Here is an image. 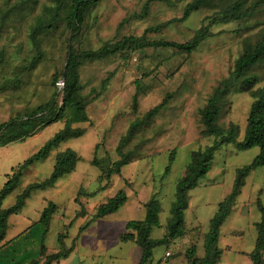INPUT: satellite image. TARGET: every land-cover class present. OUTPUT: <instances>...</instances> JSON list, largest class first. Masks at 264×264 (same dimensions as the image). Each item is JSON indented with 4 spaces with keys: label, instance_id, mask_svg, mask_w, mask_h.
Here are the masks:
<instances>
[{
    "label": "rangeland",
    "instance_id": "obj_1",
    "mask_svg": "<svg viewBox=\"0 0 264 264\" xmlns=\"http://www.w3.org/2000/svg\"><path fill=\"white\" fill-rule=\"evenodd\" d=\"M23 1L28 3L23 4ZM146 1L101 2L88 18L78 46L82 49H97L105 42L112 41L116 35H142L147 28H156L180 17L184 6L191 0H172L176 7L153 3L146 20L132 19ZM51 7V0H37L36 3L29 0H0V87L4 80L18 77L23 81L18 92H0V122L32 111L47 102L56 91L53 78L55 73L63 69L69 35L64 26H60L54 38L45 45L43 62L33 71L25 69L34 56L30 40L33 25L37 18L46 16V10ZM210 15L212 11L201 10L187 22L163 26L160 30L152 31L149 36L154 39L186 41ZM124 19L129 21L121 24ZM254 21H264V11L257 14ZM236 29H239L237 23L215 26V36L191 56L169 49L161 50L159 54H149L141 60L137 55L133 59L122 60L118 78L112 81L110 90L98 101L104 111L93 122L73 126L83 130L84 134L61 143L46 160L33 163L23 170L21 183L5 200V208L12 206L16 197L28 185L48 179L59 154L72 150L77 156L76 167L71 173L53 187L34 192L22 212L11 216L6 239L17 236L38 221L47 202L52 201L58 205V211L46 239L48 250L59 248L58 236L65 231L69 233L67 245L74 248L60 264H138L141 249L134 243L121 240L127 222L143 220L146 215L145 204L156 197L162 206L161 226L153 229L152 238L164 237L176 186L184 176L192 153L213 143V138L202 135L200 111L207 104L213 90L232 70L241 53L243 39L248 36L258 38L264 32V25L250 33H236ZM146 72L149 75L143 77ZM259 73L262 81L258 87H261L264 82V66ZM137 79L143 80L145 93L140 98L136 113L133 112L131 98L125 94V90ZM100 82L96 80L95 85ZM168 93L172 96L168 97L165 108L126 146V150H136V157L123 167L122 178L114 176L109 186L94 197L78 196L81 189L90 194L100 186L101 171L95 160L104 167H109L114 161L106 153L99 133L113 127L118 119L117 112L127 131L130 123L136 118L141 119L146 112L161 104ZM252 102L250 94L233 91L221 116L220 124L224 130L230 123L240 126L239 140L244 138ZM65 122L63 119L22 141L0 147V190L7 175L62 130ZM166 140H171L167 148L162 147ZM258 153L257 147L240 150L235 144L224 145L216 152L208 175L190 192V205L185 211L187 235L169 245L155 248L151 264H185L187 251L192 246L197 248L199 258L204 256L205 234L209 231L219 204L232 190L236 170L249 165ZM112 154L115 155L114 149ZM127 182L133 184L132 188L126 186ZM123 188L127 191L128 201L120 211L104 219L91 221L80 231L92 219L97 207ZM77 197L84 204L85 216H77L81 209L75 201ZM259 199L264 204V167L251 173L231 216L222 228L220 247L224 253L221 264H245L244 254L253 250L257 239L255 224L261 220L256 204ZM167 252L171 256L165 258Z\"/></svg>",
    "mask_w": 264,
    "mask_h": 264
},
{
    "label": "trees",
    "instance_id": "obj_2",
    "mask_svg": "<svg viewBox=\"0 0 264 264\" xmlns=\"http://www.w3.org/2000/svg\"><path fill=\"white\" fill-rule=\"evenodd\" d=\"M53 7L46 10V16L37 18L30 33V40L34 50V56L25 69L33 71L45 58V45L54 38L60 26L68 31L65 60L60 73H55L53 86L56 91L51 98L30 112L19 114L5 122H0V147L24 140L39 132L42 128L66 120L65 126L53 138L48 140L36 153L30 156L16 170L7 175V180L0 190V264H60L67 257L73 246L67 245L69 233L59 234L57 250H48L46 239L50 232L53 218L58 211V205L48 201L44 207L40 219L32 223L26 230L17 236L6 240L9 229V219L18 215L25 208L32 194L38 190L53 187L65 175L71 173L77 163V156L72 150L59 154L52 174L41 183L28 185L25 190L16 197L15 203L5 208V200L13 194L21 183L23 170L36 162L46 160L51 152L61 143L70 139L79 138L84 134L83 130L76 129L75 124L95 121L104 109L98 101L110 90V84L118 78L119 67L122 60L133 59L134 55L143 59L149 54L158 53L161 50L172 49L178 54L191 56L198 52L207 41L215 36L213 29L220 24L237 23L241 31L252 32L264 25V21H254L257 14L264 11V0H191L183 8L182 14L164 25L156 28H147L142 35L123 34L116 35L112 41L105 42L97 49H82L79 45L84 32V27L92 11L105 0H51ZM36 3L37 0H29ZM28 1H23V4ZM153 3L165 4L176 7L172 0H147L142 9L135 12L132 19L146 20L151 12ZM201 10L212 11V15L205 18L201 26L195 30L186 41L154 39L149 34L154 30H160L163 26L173 23L187 22L195 13ZM49 14V16H47ZM124 19L121 22H128ZM1 63V58H0ZM131 64L134 65L132 62ZM264 66V32L253 39L248 36L242 41V50L234 62L229 75L224 78L213 90L207 100V104L200 111L202 135L213 138V143L203 149L192 153L191 161L186 168L184 176L176 186L175 199L172 203L170 217L165 227L163 238H152V231L160 227L161 202L158 198H151L146 204V215L143 220H131L126 224V232L121 236L122 242L134 243L142 251L138 264H151L154 249L161 245H169L171 242L184 238L188 229L185 221V211L190 205V192L198 187L199 182L205 178L212 166L216 152L224 145L235 144L240 150L258 148L259 153L253 161L236 170L231 192L219 204L217 213L210 222L209 231L204 238V256H197V248L192 246L186 254L185 264H221L224 251L220 247L222 228L231 216L238 197L246 186L247 179L257 169L264 167V82L259 73ZM107 73H104V72ZM149 73H144L143 77ZM100 80L99 85L95 81ZM63 81V87L60 83ZM22 80H4L0 92L21 90ZM143 80L137 79L127 86L126 95L130 96L133 112H138L140 98L143 91ZM233 91L248 93L253 98L250 107L247 124L244 130L243 140H239L241 129L235 123H230L226 130L220 124V119L225 111L228 98ZM113 94V93H112ZM110 95L109 97H111ZM164 101L150 109L141 119L136 118L130 123L127 131L122 118L117 120L110 130L99 133L102 145L106 153L114 159L109 167H104L98 160L95 164L101 171L100 186L97 191L90 194L84 189L78 192V196L94 197L104 191L114 176L122 178V169L129 165L136 157V150H126V146L165 108L168 97ZM119 109V107H118ZM93 115V116H92ZM125 131V133H124ZM171 140L164 141L162 147L167 148ZM113 149L115 155L112 154ZM175 154V151L172 152ZM169 171V168H167ZM106 182L104 185L103 183ZM132 183L127 182V187L132 188ZM80 205L77 216H85L83 202L78 197L75 200ZM128 194L123 188L115 196L100 204L92 219L83 225V231L91 221L104 219L114 215L127 203ZM257 209L261 213V220L255 224L257 239L251 252L244 254L250 258V264H264V204L259 199ZM67 228V227H66ZM65 228V229H66Z\"/></svg>",
    "mask_w": 264,
    "mask_h": 264
},
{
    "label": "built area",
    "instance_id": "obj_3",
    "mask_svg": "<svg viewBox=\"0 0 264 264\" xmlns=\"http://www.w3.org/2000/svg\"><path fill=\"white\" fill-rule=\"evenodd\" d=\"M60 87H63V82L60 83ZM165 256H166L165 258H168L171 256V253L167 252Z\"/></svg>",
    "mask_w": 264,
    "mask_h": 264
},
{
    "label": "crops",
    "instance_id": "obj_4",
    "mask_svg": "<svg viewBox=\"0 0 264 264\" xmlns=\"http://www.w3.org/2000/svg\"><path fill=\"white\" fill-rule=\"evenodd\" d=\"M6 240H7V239H6ZM245 257H246L245 264H250V263H251L250 258H249L248 256H246V255H245Z\"/></svg>",
    "mask_w": 264,
    "mask_h": 264
},
{
    "label": "water",
    "instance_id": "obj_5",
    "mask_svg": "<svg viewBox=\"0 0 264 264\" xmlns=\"http://www.w3.org/2000/svg\"><path fill=\"white\" fill-rule=\"evenodd\" d=\"M63 82V81H62Z\"/></svg>",
    "mask_w": 264,
    "mask_h": 264
}]
</instances>
